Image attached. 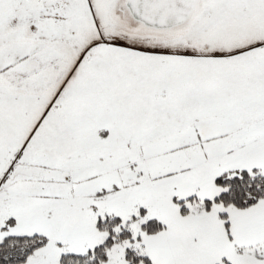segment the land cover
Instances as JSON below:
<instances>
[{
  "label": "snow or ice",
  "instance_id": "1",
  "mask_svg": "<svg viewBox=\"0 0 264 264\" xmlns=\"http://www.w3.org/2000/svg\"><path fill=\"white\" fill-rule=\"evenodd\" d=\"M0 264H264V0H0Z\"/></svg>",
  "mask_w": 264,
  "mask_h": 264
}]
</instances>
